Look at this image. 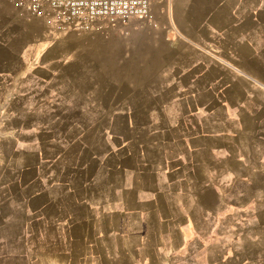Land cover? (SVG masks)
<instances>
[{"label":"rangeland","instance_id":"obj_1","mask_svg":"<svg viewBox=\"0 0 264 264\" xmlns=\"http://www.w3.org/2000/svg\"><path fill=\"white\" fill-rule=\"evenodd\" d=\"M110 27L106 98L0 66V264H85L92 219L156 232L175 207L221 220L225 249L242 235L233 253L264 234V0H154Z\"/></svg>","mask_w":264,"mask_h":264},{"label":"crops","instance_id":"obj_2","mask_svg":"<svg viewBox=\"0 0 264 264\" xmlns=\"http://www.w3.org/2000/svg\"><path fill=\"white\" fill-rule=\"evenodd\" d=\"M109 28L98 26L92 31H80L76 26L63 24L53 14H35L11 0H0V51L6 52L0 57V66H23L21 78L32 81L36 86L34 89L40 92H45L54 83L68 85L71 82L74 91L82 92L84 97L106 98L111 83L106 70L111 58ZM101 61H105V68L96 66ZM86 62L92 63L96 70L86 76H70L73 67L77 72V67L81 68ZM98 70L100 74H96ZM8 71L10 73L0 76H8L11 81L15 70ZM259 174L252 173L248 180H241L251 182L250 187L254 188L253 182L258 176L251 177ZM191 177L197 179L196 174ZM204 187L198 184L195 189ZM173 212L156 219V232H152L150 223L145 229L131 223L129 226H134L132 232L125 228L114 230L111 226L115 222L111 223L106 217L100 221L92 219L89 236L96 238V244L102 240L105 245L95 249L94 253L85 254V264H166L178 250L185 255L188 253L190 264H264V234L260 239L257 234L246 236L242 251L238 249L233 253L230 251L235 247L234 240L240 242L242 235H237L238 239H233L225 249L221 220L208 218L207 214L197 216L191 207L183 213L175 207Z\"/></svg>","mask_w":264,"mask_h":264},{"label":"built area","instance_id":"obj_3","mask_svg":"<svg viewBox=\"0 0 264 264\" xmlns=\"http://www.w3.org/2000/svg\"><path fill=\"white\" fill-rule=\"evenodd\" d=\"M35 14H53L80 31L151 17L154 0H11Z\"/></svg>","mask_w":264,"mask_h":264}]
</instances>
